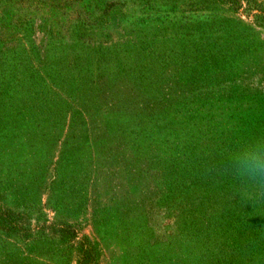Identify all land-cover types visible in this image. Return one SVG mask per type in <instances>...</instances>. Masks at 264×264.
I'll return each mask as SVG.
<instances>
[{"label": "rangeland", "instance_id": "1", "mask_svg": "<svg viewBox=\"0 0 264 264\" xmlns=\"http://www.w3.org/2000/svg\"><path fill=\"white\" fill-rule=\"evenodd\" d=\"M255 3L264 15V0H0V206L29 227L0 225V264H79L83 235L98 264L254 259L242 232L264 225V192L223 174L212 143L264 132ZM195 115L212 138L187 134L165 175L147 136L181 139Z\"/></svg>", "mask_w": 264, "mask_h": 264}, {"label": "trees", "instance_id": "2", "mask_svg": "<svg viewBox=\"0 0 264 264\" xmlns=\"http://www.w3.org/2000/svg\"><path fill=\"white\" fill-rule=\"evenodd\" d=\"M227 2H229V4L233 8H237V9L241 8L243 4V0H227ZM95 8H96L95 10L98 13L99 12L102 13V11L100 10L101 7L97 6ZM250 8L251 10L258 9L256 3L254 5H251ZM258 10L260 12L253 13V15L255 16L254 22L257 24L258 22L264 23V15L262 14L263 9H258ZM196 80H198V77H195V76L191 79L192 82H195ZM209 119L210 118L204 117V116L198 117V115H195V117L187 119L189 124L191 123L193 124L192 126H197L198 128L196 129L190 128L188 129V131H187V128L183 129L178 134V135H181L182 138L180 139L179 137H177L176 140L174 141H172L174 136L167 137V135H171L174 132V130L167 131L164 127L159 128V129H154L151 133L148 134L147 138L149 139L147 143H148V147L150 148V152L152 154L151 157L153 158V160H156V162L158 161L162 163V161H164L163 165L162 164L161 165L158 164V165L164 167L163 173L165 175H166L165 169H167V167L176 165V162L173 161V158L176 155H178V153L181 152L183 148L186 146L185 136L187 134H192V136L194 135L196 136L198 133V135H201L202 138H204L206 135H211L209 139L212 138L213 133H211V130H210L212 127L207 126V124H204V125L202 124L203 121L206 122ZM237 133H238V130H232L227 133L223 132L222 134L217 132L216 135H219L220 137L216 140H213L212 144L213 146L214 145L217 146L215 147L216 149L219 147H220L219 149H224L225 148L224 144L225 146H227L229 142L231 141H233L234 143L237 142V139L239 136V134L236 135ZM168 138H170L172 142H170ZM196 138L198 142L201 140L198 137ZM245 138H247L246 135H245ZM194 141H195V138L193 139L192 142ZM198 142L193 143L191 147L193 148L195 145H197ZM213 151L215 154L217 153V150L213 149ZM154 174L156 176H159L158 172H154ZM25 224H28V221H25V218H23V214L21 211L7 210L0 206V225L5 230H8L10 233L19 232V231L28 232L29 227H27ZM57 230L60 233L61 239H63L64 241L76 239L78 236L75 229L71 227L70 225L62 224L58 227ZM258 230L264 232V225H259L258 222L249 223L243 229L242 233L244 234V238L248 242L247 247L249 248V251H250L249 255L251 256L252 254V257L254 258V259H251V257L248 258L246 264H252L253 262H255L256 264H264V255H262V253H259V252L256 253L253 250V245L251 243L253 236L258 233ZM78 242L80 245L79 264H98L96 261V257H95V250H94L93 243L88 239L87 235H83L80 239H78ZM262 242H263V245H262L263 248L261 246H258L256 250L264 249V241ZM253 253H256L255 256H253Z\"/></svg>", "mask_w": 264, "mask_h": 264}, {"label": "clouds", "instance_id": "3", "mask_svg": "<svg viewBox=\"0 0 264 264\" xmlns=\"http://www.w3.org/2000/svg\"><path fill=\"white\" fill-rule=\"evenodd\" d=\"M222 153L223 174L237 179L245 190L264 192V132L241 139Z\"/></svg>", "mask_w": 264, "mask_h": 264}]
</instances>
